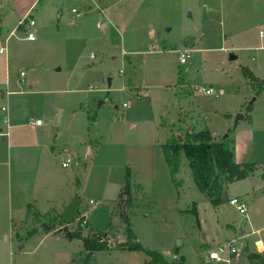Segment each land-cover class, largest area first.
<instances>
[{"label": "rangeland", "instance_id": "374dc122", "mask_svg": "<svg viewBox=\"0 0 264 264\" xmlns=\"http://www.w3.org/2000/svg\"><path fill=\"white\" fill-rule=\"evenodd\" d=\"M22 19L36 22L35 41ZM261 32L264 0H0V156L12 176L0 197L14 204L0 221L1 264L150 260L129 250L87 260L84 241L68 236L107 233L111 249L125 241L118 193L128 176L131 227L170 263L227 264L207 257L233 240L241 247L245 234L254 248L264 242V190L255 179L264 174V86L245 74L264 78ZM186 49L193 51L181 64ZM202 131L228 136L235 161L255 165L253 179L226 186L219 205L197 187L184 155L175 176L165 158L174 136ZM77 178L80 200L61 201ZM236 197L246 215L231 204Z\"/></svg>", "mask_w": 264, "mask_h": 264}, {"label": "trees", "instance_id": "16d2710c", "mask_svg": "<svg viewBox=\"0 0 264 264\" xmlns=\"http://www.w3.org/2000/svg\"><path fill=\"white\" fill-rule=\"evenodd\" d=\"M245 74L253 85L261 88L264 86V79L256 77L249 69L245 70ZM164 151L167 164L170 166L173 176L179 172V162L181 156L184 155L189 162V167L197 187L216 205L221 204V195L226 186L245 180L255 172L254 164L237 163L235 161V152L232 142H230L228 137L216 140L209 131L189 133L183 138V141L178 140L174 136L173 140L164 146ZM128 178L130 177H127V181L120 194L122 199L125 196V207L122 213V220L125 222L126 228L125 241L118 243L113 247L114 249H111L107 233L85 237L82 233L77 232L68 236H76L84 241L87 260L97 251L129 250L147 252L151 259L144 264H188L184 259L170 263L163 255L146 250L139 242L137 235L131 227L130 217L128 216L129 209L133 204L134 193V184L132 179ZM245 249L247 258L245 264H264V256L261 253L251 252L248 246ZM238 264L240 263L238 262Z\"/></svg>", "mask_w": 264, "mask_h": 264}, {"label": "crops", "instance_id": "0c3cea01", "mask_svg": "<svg viewBox=\"0 0 264 264\" xmlns=\"http://www.w3.org/2000/svg\"><path fill=\"white\" fill-rule=\"evenodd\" d=\"M34 6V5H33ZM33 6L31 7V9L33 8ZM30 11V10H29ZM29 11L24 15V18L26 17V15L29 13ZM26 23V22H25ZM23 24V19L20 21V24H19V28H21V29H26V24ZM31 31L32 32H34L35 33V31H33L32 29H31ZM35 35H36V33H35ZM261 36V35H260ZM250 71L256 76V77H258L257 76V74L253 71V70H251L250 69ZM258 78H260V79H264V78H261V77H258ZM3 131V129H0V132H2ZM2 134H4V133H2ZM6 135V136H5ZM4 136L5 137H7L8 138V136H9V133H6ZM5 137H3L2 138V142H6L7 141V139L5 138ZM92 152V149L90 148V150H89V154ZM4 159H3V157H1L0 156V188H1V186L2 185H5L6 187H9L10 188V183H11V181H12V176H11V170H7V173H6V171H4V169L3 168H1L2 166H1V164H6L4 161H3ZM89 173V172H88ZM88 173H87V175L86 176H88ZM254 175L255 174H253V175H251L249 178H252L253 179V177H254ZM248 179V178H247ZM255 179H257L258 180V183H260V185H259V189H260V191L261 190H264V174L262 175V178H260L259 176H257ZM74 183V182H73ZM75 184H77V188L75 189V191H72V193L70 194L69 192H68V196H66V195H63V196H61L60 197V199H61V201L62 200H64V199H66L67 197L68 198H72V197H74L75 196V194H76V197H78V199L80 200V197L82 196V190L81 191H77L79 188H80V185H81V180H80V178H77L76 180H75ZM79 187V188H78ZM124 187V186H123ZM123 187L121 188V190H120V193H118V197H119V195L121 194V192H122V190H123ZM259 189H257V190H259ZM75 192V193H74ZM256 193V190L254 189V192H253V195ZM70 195V196H69ZM257 195V194H256ZM256 195H254L253 196V198L254 199H256ZM6 196V195H5ZM5 198V199H4ZM0 221L2 220V219H5V218H9V217H12L13 215H12V213L13 212H11V210L14 208V204H13V201L11 200V197H10V194H9V196L7 197V200H6V197H0ZM118 199V198H117ZM52 199H50V200H48V201H51ZM74 199H72V201H73ZM243 200V199H242ZM245 200V199H244ZM243 200V201H244ZM245 202V201H244ZM49 203V202H48ZM246 203V202H245ZM247 205V204H246ZM4 207V208H3ZM6 208H9V210L8 209H6ZM7 211H8V213H7ZM81 211L82 210H79L78 211V213L80 214L81 213ZM85 217V216H84ZM88 222V221H87ZM83 232V231H82ZM81 232V233H82ZM242 233H244V231H242ZM241 233V234H242ZM2 237H3V235H2ZM85 237H89V236H86L85 235ZM247 239V240H244V239ZM249 238H250V234H245L244 235V237H242L241 239L244 241L243 243H242V246L241 247H238V248H244V247H246V246H248V248H249V250L251 251V252H258V253H261L263 256H264V242L263 241H261V240H259V241H257L256 242V248H254L252 245H251V243H250V240H249ZM8 241V237H7V235H6V242ZM124 241V240H123ZM223 249V248H222ZM6 252H7V249H4V250H2L1 252H0V264L5 260V257H6ZM220 252H221V250H220ZM82 253V252H81ZM219 253V252H218ZM86 254H87V252H86ZM11 256H13V252L11 251ZM236 260H233V263L235 262ZM247 262V261H246ZM207 263H210V261L207 259ZM236 264H238V263H236Z\"/></svg>", "mask_w": 264, "mask_h": 264}, {"label": "built area", "instance_id": "2783aa9c", "mask_svg": "<svg viewBox=\"0 0 264 264\" xmlns=\"http://www.w3.org/2000/svg\"><path fill=\"white\" fill-rule=\"evenodd\" d=\"M73 12L80 15L78 10H76V9H74ZM25 22L23 21V24ZM35 24H36V22L34 20H31L30 23L26 26V28L28 30L26 39L29 41H35L36 40L35 33L32 32L30 29L31 27L35 26ZM260 35H261V37L262 36L264 37L263 32H261ZM192 51L193 50H191V49H186V50H184V52L181 53L180 58H179L181 64L187 63V60H188V58H190ZM5 52H6V48H4V47L0 48V54H4ZM21 75L25 76V72L24 71L21 72ZM205 93L207 95H213L214 89L213 88L207 89V90H205ZM124 106H126V104H124ZM2 111H8V110L6 107H3ZM9 120H10L9 116L5 118L6 123H9ZM35 124L37 126H41L42 122L37 121ZM69 166H70V160H68L66 163L63 164V167H65V168H67ZM230 202L232 205L236 206V208L240 212V214H243V215L247 214V205L241 198H239V197L233 198L230 200ZM90 204L93 207L100 205L99 203H97L93 200L90 201ZM86 224H87V220L84 221L83 225L85 226ZM240 254H241V248H238L235 245V240H233L230 242L227 249H221V252H219V253L218 252H211L207 258L210 262L215 261L217 263L222 262V263L232 264L233 260H237V262H239Z\"/></svg>", "mask_w": 264, "mask_h": 264}, {"label": "water", "instance_id": "95a60500", "mask_svg": "<svg viewBox=\"0 0 264 264\" xmlns=\"http://www.w3.org/2000/svg\"><path fill=\"white\" fill-rule=\"evenodd\" d=\"M103 30L106 31V27H103ZM231 59H232V60H235V59H237V57H236V56H232ZM110 84H111V82H110ZM244 118H245L244 115L239 114V115H238V118H237V121H236V124H238V121H239L240 119H244ZM227 137H228V136H225L223 139H225V138H227ZM179 138H180L181 141L183 140L181 136H179ZM207 259H208V258H207ZM246 261H247V258H246V249H245V247H244V248L241 249V254H240V260H239V263H240V264H245Z\"/></svg>", "mask_w": 264, "mask_h": 264}]
</instances>
